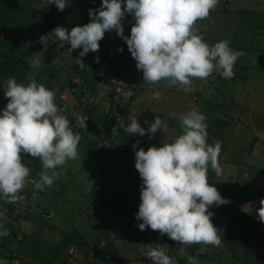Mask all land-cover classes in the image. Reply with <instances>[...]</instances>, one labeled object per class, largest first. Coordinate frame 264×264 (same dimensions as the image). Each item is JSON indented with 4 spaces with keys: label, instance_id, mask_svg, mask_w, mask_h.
Wrapping results in <instances>:
<instances>
[{
    "label": "rangeland",
    "instance_id": "obj_1",
    "mask_svg": "<svg viewBox=\"0 0 264 264\" xmlns=\"http://www.w3.org/2000/svg\"><path fill=\"white\" fill-rule=\"evenodd\" d=\"M234 2L238 9L223 13L218 3L209 12L215 20L204 23L205 18L194 25L210 46L228 39L232 49L243 52L233 66L234 76L226 80L214 71L206 79L193 78L192 90L184 92L164 80L143 81L114 30L98 41V52L81 58L83 66L74 59L79 48L70 54L67 44L48 33L55 26L44 33L38 30V20L47 13L69 30L89 22L83 8L86 0H71L60 12L47 0H0V49L10 55L7 59L0 52V86L8 77L24 84L30 77L55 90V103L70 124L74 112L87 119L86 128L73 127L74 133L80 132L78 159L58 167V178L44 191L35 190L32 183L43 170L39 159L20 153L29 176L15 203L0 199V223L8 232L14 227L24 231V239L8 243L6 252L17 246L22 256L35 258L39 264H54L51 260L55 264H152L145 257V244L159 243L177 264H187L183 246L172 254L166 234L158 236L157 231L136 227L133 213L139 204L140 178L131 145L139 140L137 147L146 150L170 142L181 132L178 116L195 109L206 117L207 142L221 143L222 172L217 176L209 168L208 182L230 199L228 204L209 208L221 243L199 245L198 251L211 255L203 264H264V224L255 218L252 206L264 196V0ZM125 17L122 24L128 35L125 31H130L132 22L130 16ZM44 34L41 43L39 37ZM54 43L57 48L49 58L44 50ZM118 46L123 52L115 51ZM96 55L98 63L93 60ZM34 61H39L38 66L28 67ZM157 90L160 99H151ZM117 103L125 113H117ZM5 104L0 89V108ZM155 116L168 127L158 129L152 139L147 134L131 136L120 127L136 117L146 128L144 120L151 122ZM120 191L128 194L123 200L118 199ZM31 221L38 223L36 227L49 228L50 236H35L30 224L26 226Z\"/></svg>",
    "mask_w": 264,
    "mask_h": 264
},
{
    "label": "clouds",
    "instance_id": "obj_2",
    "mask_svg": "<svg viewBox=\"0 0 264 264\" xmlns=\"http://www.w3.org/2000/svg\"><path fill=\"white\" fill-rule=\"evenodd\" d=\"M70 2L47 0L58 12ZM91 3L95 4V0ZM218 3L219 0H100L99 5L87 9L89 22L74 25L70 30L57 25L48 33L67 44L70 54L79 48L74 59L83 66L81 58L89 52H98V41L105 32L114 30L126 44L143 81L155 84L164 80L189 92L193 78L203 80L214 71L222 79H231L233 66L243 55L241 50L229 46L228 39L210 46L194 26L197 20L207 18ZM126 14L132 20L128 35L124 34L122 24ZM47 34L39 37L41 43ZM123 50L118 46L115 51ZM93 60L98 63L99 56ZM38 64L39 61H34L28 67L36 68ZM26 79L29 82L24 84L8 77L0 86L6 98V104L0 108V199L9 203L20 198L19 192L30 172L20 153L39 159L43 170L32 183L35 190L42 192L58 178V167L66 160L78 159L80 132L74 133L73 127L86 128L87 119L83 115L74 112L70 124L61 114L55 103V90L30 77ZM160 96V91H153L151 99L159 100ZM205 120L203 113L189 109L178 116L181 132L170 142L162 141L160 146L150 145L146 150L137 147L139 140L132 143L134 168L140 178L139 204L133 213L138 230L157 231L158 236L166 234L186 245H220L218 229L210 219L214 213L209 208L228 204L230 199L222 197L213 183L208 182L209 168L221 175L218 162L221 143L207 142ZM144 124L146 128L132 117L129 124L120 123V127L131 136L147 134L148 139L158 129L168 127L159 116L151 122L145 119ZM256 204L252 205L255 218L264 224V196ZM7 235L8 229L0 223V237ZM145 247V257L152 264H177L159 243H147ZM186 260L187 264H199L192 255H187ZM0 264H8L7 259L0 257Z\"/></svg>",
    "mask_w": 264,
    "mask_h": 264
},
{
    "label": "crops",
    "instance_id": "obj_3",
    "mask_svg": "<svg viewBox=\"0 0 264 264\" xmlns=\"http://www.w3.org/2000/svg\"><path fill=\"white\" fill-rule=\"evenodd\" d=\"M78 1H80V0H78ZM233 2H234V0H219V4L221 5L220 11L224 13L225 10L230 9V8L232 9V7H234L235 10L238 9L239 5L235 2L233 5ZM99 3H100L99 0H95V4L91 3V0H86V4L83 5V8L87 12V9L89 7L94 8L97 5H99ZM244 10H246V9H244ZM125 16H127V14ZM124 19H127V18L124 17L122 22L124 21ZM213 20H215V19L213 18V15H211L205 19L204 23L206 21L212 22ZM198 21L199 20H197L195 23H197ZM129 22H132V20L129 19ZM129 24H131V23H129ZM128 32H129L128 30L125 31V33H128ZM29 224H30V228H32V232H34L35 236H37V237L38 236H42V237L50 236V231H49L50 229L49 228L36 227L34 225H37L38 223H36V222L32 223V221L30 223H28L26 226H29ZM17 228H19V226H17ZM22 232H24V231H21V230L17 231L16 230L15 233H13L12 237L8 238L7 240H3V239H2V241L0 240V257L6 258V256L8 255L7 258H8L9 264H39V260H37L35 258H31L28 256H22L19 249L16 248L17 246L16 247L12 246L11 250L10 249L8 250L9 253L5 251V247L8 243L13 242V241H15V243H17V240L21 241L24 239V234ZM51 262L55 264L54 260H51Z\"/></svg>",
    "mask_w": 264,
    "mask_h": 264
},
{
    "label": "trees",
    "instance_id": "obj_4",
    "mask_svg": "<svg viewBox=\"0 0 264 264\" xmlns=\"http://www.w3.org/2000/svg\"><path fill=\"white\" fill-rule=\"evenodd\" d=\"M57 25L61 26L60 21L52 13L45 14L37 22V28L42 33L49 31L51 28H53L54 26H57ZM57 43H54L52 46H50L44 50L45 55H47L49 58H52L54 56L55 47H56ZM0 52L2 54H4V56L7 59L10 58V55L7 52H5L4 50L0 49ZM8 64H9V61H7V63L5 64L6 65L4 67L5 71L8 70ZM11 69H12V66H11ZM127 196H128V194H125L123 191L118 192V199L119 200H123ZM13 233H15V228H12V230L8 232L7 236L1 237V238L3 240H7L8 238L12 237ZM170 243H171L170 245L172 248V252H171L172 254L175 253V250L179 246H183L185 255L186 256L192 255L193 257H195L198 260L199 264H203L204 262H206L207 260H209L211 258L210 254H205V253L198 251L200 244L186 245V244H181L180 242L173 241L171 239H170ZM238 243L241 244V242L239 240H238ZM57 255L58 254L56 252V256Z\"/></svg>",
    "mask_w": 264,
    "mask_h": 264
},
{
    "label": "water",
    "instance_id": "obj_5",
    "mask_svg": "<svg viewBox=\"0 0 264 264\" xmlns=\"http://www.w3.org/2000/svg\"><path fill=\"white\" fill-rule=\"evenodd\" d=\"M118 82H119V83H122L123 80H122V79H119ZM116 111H117V113H119V114H123V113H124V110H123V108L119 105V103L116 104Z\"/></svg>",
    "mask_w": 264,
    "mask_h": 264
}]
</instances>
